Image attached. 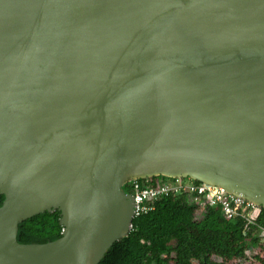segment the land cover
Returning <instances> with one entry per match:
<instances>
[{
	"label": "water",
	"instance_id": "1",
	"mask_svg": "<svg viewBox=\"0 0 264 264\" xmlns=\"http://www.w3.org/2000/svg\"><path fill=\"white\" fill-rule=\"evenodd\" d=\"M158 175L264 207V0H0V264H97Z\"/></svg>",
	"mask_w": 264,
	"mask_h": 264
},
{
	"label": "trees",
	"instance_id": "2",
	"mask_svg": "<svg viewBox=\"0 0 264 264\" xmlns=\"http://www.w3.org/2000/svg\"><path fill=\"white\" fill-rule=\"evenodd\" d=\"M166 176L140 178L157 186ZM132 192L131 183L122 185ZM4 195H0V205ZM264 207L253 222L229 217L219 205L189 202L182 194H163L146 213L132 218L128 234L115 241L97 264H264ZM60 210L44 211L18 224L17 241L44 243L62 234Z\"/></svg>",
	"mask_w": 264,
	"mask_h": 264
},
{
	"label": "built area",
	"instance_id": "3",
	"mask_svg": "<svg viewBox=\"0 0 264 264\" xmlns=\"http://www.w3.org/2000/svg\"><path fill=\"white\" fill-rule=\"evenodd\" d=\"M131 183L133 195V217L146 213L153 207V202L163 194H182L189 202H197L204 212L205 205H219L227 216L242 217L253 222L260 207L255 203L227 192L224 188L190 177H167L161 179L157 186L142 185L138 179ZM260 236L264 241V229L260 228ZM263 233V234H262Z\"/></svg>",
	"mask_w": 264,
	"mask_h": 264
},
{
	"label": "rangeland",
	"instance_id": "4",
	"mask_svg": "<svg viewBox=\"0 0 264 264\" xmlns=\"http://www.w3.org/2000/svg\"><path fill=\"white\" fill-rule=\"evenodd\" d=\"M263 234V233H262Z\"/></svg>",
	"mask_w": 264,
	"mask_h": 264
}]
</instances>
